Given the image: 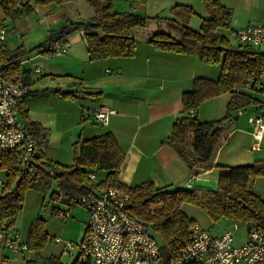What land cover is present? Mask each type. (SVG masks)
<instances>
[{"label":"trees","instance_id":"1","mask_svg":"<svg viewBox=\"0 0 264 264\" xmlns=\"http://www.w3.org/2000/svg\"><path fill=\"white\" fill-rule=\"evenodd\" d=\"M79 0H33L35 4L61 6L67 2ZM93 9V16L86 24L69 23L84 29V41L89 61L107 58H130L135 54V31L147 27L151 21L159 25L165 20L175 25L172 19L148 18L132 11L117 13L113 11V0H83ZM209 17L204 19L198 31L182 27L185 43L178 42L170 34L158 29L148 42L157 50L189 54L196 53L199 59L209 65H220V76L216 81L196 78L191 91L182 95V110L173 124L170 137L165 141L189 170L197 174L213 169L219 148L226 142L233 124L234 116L248 106L258 102L234 88L246 89L251 80H259L264 74V53L252 47L233 44L223 30L230 23V12L220 5L218 0H204ZM4 20L14 21L34 11L30 0H0ZM131 7L144 9L145 0H133ZM175 14L180 11L186 19L193 14L190 7L176 5ZM6 28V27H5ZM62 40V39H60ZM46 41L40 47H44ZM44 52V51H43ZM26 51L19 47L13 51L0 48V74L7 81L20 70V62ZM27 86V84H25ZM58 93L63 97H75L74 93ZM87 96L95 95L83 91ZM223 93H229L226 115L220 121L199 123L191 111L196 112L206 100ZM19 103L20 118L31 133L36 149L43 128L28 121L24 100ZM262 107V106H261ZM217 127V128H216ZM74 160L71 165H60L35 157L30 167L18 161L17 151L0 150V170L5 172V181L0 193V221L15 223L23 207L24 194L34 189L43 194L54 185L56 190L52 198L63 197L68 205L87 195L92 189L114 188L129 196V215L146 223L152 237L160 248L162 264H169L179 256L186 242L188 230L193 221L180 210L181 205L190 204L200 208L213 222L228 220L243 225L249 233L257 230L264 233V198L250 190L256 180L264 179V160L250 165L229 168V173L220 177L215 190L176 189L156 187L152 183H143L129 187L119 180L123 151L111 133L88 140H77L73 144ZM104 173L97 181L98 174ZM95 174L96 180L89 179ZM44 232L39 224L30 226L27 234L28 249L39 250L43 245ZM49 264H61L51 261Z\"/></svg>","mask_w":264,"mask_h":264},{"label":"crops","instance_id":"2","mask_svg":"<svg viewBox=\"0 0 264 264\" xmlns=\"http://www.w3.org/2000/svg\"><path fill=\"white\" fill-rule=\"evenodd\" d=\"M30 1L34 11L14 21L4 20L0 7V27L2 23L5 24L12 35L26 28L32 29L31 17L37 12L43 13L47 18L51 16L46 25L49 37L57 31L56 27L77 23L74 18L75 1L61 5L60 12L54 10L52 5ZM132 1L113 0V11H132L141 15L150 7L156 6V10H167L179 18L184 17V14L180 11L175 14L173 7L183 5L191 8L192 15L197 13L195 8L198 7L208 13L204 0H145L144 9H133ZM218 2L231 15L228 28L222 31L233 41L231 43L238 44L234 36L237 30L254 24L264 25V0ZM67 13H70V16ZM154 23L158 24L154 20L146 28L135 31L140 38L135 37V54L130 58L89 61L86 45L72 47L69 52L67 50L65 56L42 59L45 62V70L39 78L34 73L36 67L31 71L22 66V58L19 73L13 80L20 78L32 94L24 100L23 106L27 120L38 123L43 128L37 153L51 163L71 165L74 160L73 144L77 140H88L111 133L124 154L119 180L126 186L152 183L156 187H166L170 190H215L220 177L227 175L229 168L264 160V138L260 150L251 148L254 143V126L250 122L253 117H264V93L254 87L241 91L258 104L248 106L235 115L237 120L233 118L228 138L216 154V166L208 171L193 173L165 141L170 137L173 124L181 113L183 93L192 90L196 78L216 81L220 76L221 67L203 63L196 53L176 54L155 49L148 42L150 37L143 33ZM46 41H49V38ZM252 49L264 53V48ZM7 50L10 51L8 48ZM69 67L74 70H68ZM259 81L264 83V74ZM49 88H55L57 92L49 93ZM85 90L95 95L87 96L83 93ZM58 91L74 93L75 97L63 98ZM229 98V93H223L206 100L194 113V117L199 123L222 120L226 115ZM101 105L115 110L106 126L97 123L93 116L94 111ZM18 118L22 121L19 111ZM0 179L5 181V177ZM2 187L3 185H0L1 191ZM180 210L213 237H219L229 231L230 224L238 225L228 220L213 222L197 207L189 204L181 205ZM219 223L222 225H218ZM209 228L214 231L209 232ZM247 238L248 232L245 231L242 238H237L236 241L233 239V245L241 246ZM26 240L27 238L23 239ZM2 249L5 250L0 246V264L5 258Z\"/></svg>","mask_w":264,"mask_h":264},{"label":"built area","instance_id":"3","mask_svg":"<svg viewBox=\"0 0 264 264\" xmlns=\"http://www.w3.org/2000/svg\"><path fill=\"white\" fill-rule=\"evenodd\" d=\"M26 0H22L25 3ZM11 32L0 27V48L5 50V40ZM234 36L241 45L264 48V25L254 24L237 30ZM69 44L58 40L49 42L43 51L64 54ZM37 78L42 74L39 67L34 69ZM256 88L264 93V83L251 80L248 88ZM243 89L234 88L235 92ZM29 93V88L20 78L5 80L0 74V150L17 151L18 161L30 167L38 157L34 139L23 121L18 118V106ZM191 111V116H194ZM115 110L101 105L94 111L97 123L106 126ZM254 126L252 150L261 149L264 138V117L250 119ZM89 179L96 180L91 173ZM4 181L0 179V185ZM88 213L86 235L80 243L82 258L77 264H162L160 248L152 237L149 226L129 215L130 199L121 190L114 188L92 189L87 195L76 200ZM55 215L60 220L69 217L68 211L57 210ZM60 242L59 239L55 240ZM0 246L13 254H23L28 244L22 240L20 231L9 220L0 221ZM74 245L65 243L64 252L71 253ZM169 264H264V233L252 230L247 241L241 246L233 245V232L226 231L219 237H213L197 224L190 226L186 242L179 256Z\"/></svg>","mask_w":264,"mask_h":264},{"label":"rangeland","instance_id":"4","mask_svg":"<svg viewBox=\"0 0 264 264\" xmlns=\"http://www.w3.org/2000/svg\"><path fill=\"white\" fill-rule=\"evenodd\" d=\"M74 7L76 11L74 18H76L77 23L86 24L93 16L92 7L83 0L75 1ZM52 8L58 12L61 11L60 6H52ZM156 8V6L150 7L148 10L142 12L141 15L147 17L156 16L162 19H172L176 21V24H169V22L165 20L161 22L160 26L154 23L150 26L149 30L147 29L146 31H143L144 35L147 37H150L157 29H160L162 32L170 34L178 42L185 43L182 36V27H188L193 31H198L202 21L209 17V14L203 11L201 7L195 8L197 13L187 17L186 19L174 17L168 13L167 10H156ZM67 15L70 16V13H67ZM50 17L51 16L47 18V16L41 12L34 13L31 17L33 22L32 29L26 28L24 31L17 32L14 35H7L4 43L6 48L13 51L22 47L27 52L22 65L24 68H28L33 71V69L38 66L42 72H44L45 62L42 59H45V57L53 59L56 56L60 57L67 55L65 53H46L43 52V47H40L45 43V40L49 38L50 34L46 31V25L51 19ZM4 25L5 24L2 23L1 26L5 27ZM59 27L60 26L56 27V29ZM135 37L139 39L140 35L135 34ZM62 39V41H66L70 45L68 52L72 47H84L85 41L83 27L80 26L74 31L65 34ZM231 42L233 41L231 40ZM68 70L74 69L73 67H69ZM103 176L104 173L100 172L98 174L97 181L102 179ZM3 177H5V172L0 170V178ZM55 190L56 188L54 185L45 194L34 189H28L24 194L23 207L18 213L15 221V226L22 233L23 239L27 238L28 230L31 225L39 224L45 234L42 247L39 250L35 247H31L23 254H13L6 249H2L5 258L1 264H49L54 260L61 264H77V262L80 261L82 255H80L79 246L86 235L88 213L80 205H68L63 197L52 198L51 193ZM250 190L259 197L264 198V179L256 180L253 184H251ZM198 209L201 213H204L200 208ZM57 210L68 211L69 217L66 220H60L55 215ZM220 224L221 223L218 225ZM230 226V230L233 232V239L235 241L237 238L240 239L244 236L246 231L245 226H232V224H230ZM209 229V232L214 231L212 228ZM56 239H59L60 242H56ZM67 242L74 245V250L71 253L64 252V246Z\"/></svg>","mask_w":264,"mask_h":264},{"label":"water","instance_id":"5","mask_svg":"<svg viewBox=\"0 0 264 264\" xmlns=\"http://www.w3.org/2000/svg\"><path fill=\"white\" fill-rule=\"evenodd\" d=\"M76 29L75 26H68V24H63L61 25L55 33H53L49 37L50 42H56L58 41L64 34H68ZM49 93H55L57 92V89L55 88H49L48 89ZM234 120H237V116L234 117ZM217 128V127H216Z\"/></svg>","mask_w":264,"mask_h":264}]
</instances>
